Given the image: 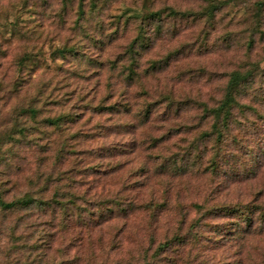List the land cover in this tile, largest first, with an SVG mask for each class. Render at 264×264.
Returning <instances> with one entry per match:
<instances>
[{
	"label": "rangeland",
	"instance_id": "obj_1",
	"mask_svg": "<svg viewBox=\"0 0 264 264\" xmlns=\"http://www.w3.org/2000/svg\"><path fill=\"white\" fill-rule=\"evenodd\" d=\"M90 1L0 0V264H264V0Z\"/></svg>",
	"mask_w": 264,
	"mask_h": 264
},
{
	"label": "trees",
	"instance_id": "obj_2",
	"mask_svg": "<svg viewBox=\"0 0 264 264\" xmlns=\"http://www.w3.org/2000/svg\"><path fill=\"white\" fill-rule=\"evenodd\" d=\"M99 0H91L90 3L92 5V9L96 8L97 2ZM215 3V2H214ZM221 3L216 2L215 4L211 3L208 7V13L210 19L213 17V11L217 8H219ZM82 5L78 8V14L82 18L84 17V11L81 8ZM169 13L168 17L176 19L177 17H184V14H180L179 12L174 11L173 9H168ZM150 17H145V21H151L153 25V31L155 34L159 35L162 30V13L155 12L150 14ZM151 36H146V32L144 31V28H139V34L137 38L132 42V44L129 46V51L132 53H138L137 49L140 50H146L151 45ZM136 50H135V48ZM129 72L132 73V70L129 69ZM251 72H240V71H234L229 74L224 95L222 100L215 106L210 108H204V111L207 115V117L211 118L213 121L212 123V132L215 135L216 141L218 143H222L221 139L223 138L224 134L228 132L229 126L233 119V111L234 109H238L239 111H242L244 105L239 104L237 102V98L241 95H244L247 87V83L249 82V79L252 78ZM251 81V80H250ZM35 202L31 197L25 196L23 198L16 199L11 202H7L4 200L0 193V209L1 210H13L17 208L27 207L30 204ZM224 211L228 212H234L238 213L239 217H241L242 221L245 223L246 226H249L252 219L249 215H251V210L247 205H244V207L241 208H223Z\"/></svg>",
	"mask_w": 264,
	"mask_h": 264
}]
</instances>
